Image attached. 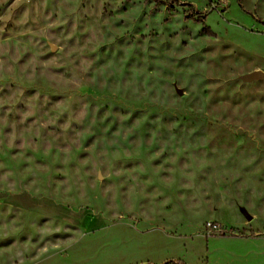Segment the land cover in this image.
Returning a JSON list of instances; mask_svg holds the SVG:
<instances>
[{"label":"rangeland","instance_id":"374dc122","mask_svg":"<svg viewBox=\"0 0 264 264\" xmlns=\"http://www.w3.org/2000/svg\"><path fill=\"white\" fill-rule=\"evenodd\" d=\"M255 69L264 0H0V264H264Z\"/></svg>","mask_w":264,"mask_h":264},{"label":"water","instance_id":"95a60500","mask_svg":"<svg viewBox=\"0 0 264 264\" xmlns=\"http://www.w3.org/2000/svg\"><path fill=\"white\" fill-rule=\"evenodd\" d=\"M50 47L52 50L55 49L54 44H50ZM241 78L244 80H247V81L259 79V78H264V72L260 69H255V70H253L247 74L242 75Z\"/></svg>","mask_w":264,"mask_h":264},{"label":"built area","instance_id":"2783aa9c","mask_svg":"<svg viewBox=\"0 0 264 264\" xmlns=\"http://www.w3.org/2000/svg\"><path fill=\"white\" fill-rule=\"evenodd\" d=\"M208 227H209V228H212V227H214V225H210V224H209Z\"/></svg>","mask_w":264,"mask_h":264},{"label":"trees","instance_id":"16d2710c","mask_svg":"<svg viewBox=\"0 0 264 264\" xmlns=\"http://www.w3.org/2000/svg\"><path fill=\"white\" fill-rule=\"evenodd\" d=\"M178 264V261H175Z\"/></svg>","mask_w":264,"mask_h":264}]
</instances>
